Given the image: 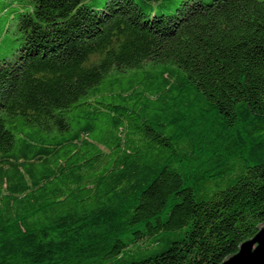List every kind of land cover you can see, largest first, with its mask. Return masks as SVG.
<instances>
[{
  "label": "trees",
  "instance_id": "trees-1",
  "mask_svg": "<svg viewBox=\"0 0 264 264\" xmlns=\"http://www.w3.org/2000/svg\"><path fill=\"white\" fill-rule=\"evenodd\" d=\"M4 12L0 264H220L257 233L264 0Z\"/></svg>",
  "mask_w": 264,
  "mask_h": 264
},
{
  "label": "water",
  "instance_id": "water-1",
  "mask_svg": "<svg viewBox=\"0 0 264 264\" xmlns=\"http://www.w3.org/2000/svg\"><path fill=\"white\" fill-rule=\"evenodd\" d=\"M220 264H264V223L258 226L252 238L239 244L235 254Z\"/></svg>",
  "mask_w": 264,
  "mask_h": 264
},
{
  "label": "rangeland",
  "instance_id": "rangeland-1",
  "mask_svg": "<svg viewBox=\"0 0 264 264\" xmlns=\"http://www.w3.org/2000/svg\"><path fill=\"white\" fill-rule=\"evenodd\" d=\"M208 1V0H204ZM12 22H9L7 24L6 18H5V12L0 15V31L2 28L5 30L0 33V57L3 56H10L11 53L14 51V49L17 48L19 42L12 41L13 35H11L10 30V24ZM5 26V27H4Z\"/></svg>",
  "mask_w": 264,
  "mask_h": 264
}]
</instances>
